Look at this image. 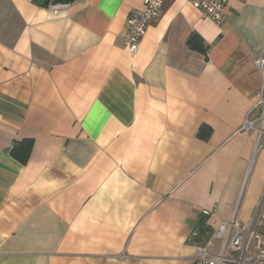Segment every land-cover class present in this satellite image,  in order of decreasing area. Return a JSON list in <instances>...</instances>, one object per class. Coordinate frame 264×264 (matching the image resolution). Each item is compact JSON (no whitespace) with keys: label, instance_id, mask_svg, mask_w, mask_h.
Segmentation results:
<instances>
[{"label":"crops","instance_id":"0c3cea01","mask_svg":"<svg viewBox=\"0 0 264 264\" xmlns=\"http://www.w3.org/2000/svg\"><path fill=\"white\" fill-rule=\"evenodd\" d=\"M143 2L0 0V264H191L251 219L264 0H164L133 54Z\"/></svg>","mask_w":264,"mask_h":264},{"label":"built area","instance_id":"2783aa9c","mask_svg":"<svg viewBox=\"0 0 264 264\" xmlns=\"http://www.w3.org/2000/svg\"><path fill=\"white\" fill-rule=\"evenodd\" d=\"M189 2L213 21L222 22L227 18L229 0H189ZM163 4L164 0H144L143 7L133 11L130 15L128 30L123 38L131 53L138 51L141 36L145 34L148 23L159 14ZM256 66L264 78V48L261 56L256 60ZM260 98L259 103L256 104L257 111H259L257 116H248L243 123L244 131L257 130L256 150L264 148V88ZM235 216L234 214L230 220H221L213 237L205 244H198L191 264H264V233L255 232L253 234L257 219H254L249 228H245ZM259 225H264V217L259 221ZM251 239L254 245L249 257H245ZM216 240L220 241L219 246L215 244Z\"/></svg>","mask_w":264,"mask_h":264},{"label":"rangeland","instance_id":"374dc122","mask_svg":"<svg viewBox=\"0 0 264 264\" xmlns=\"http://www.w3.org/2000/svg\"><path fill=\"white\" fill-rule=\"evenodd\" d=\"M250 173H253V176H254V168L253 167L251 168ZM249 186L250 185H248V187L246 189L247 191L245 192L243 198L241 199V201L239 203L240 204L239 217L241 219H244L242 216L244 214L245 205H246V202H247V199H248ZM255 203H256V206H255L254 211H253V213L251 215V219H249L248 221L244 222L245 223V228H249L251 226L252 222L254 221V219H257V224H256V226H255V228L253 230L254 231L253 234L255 232L264 233V225H262V226L259 225V221L262 220V218L264 217V189H263L260 197L258 198L257 202H255ZM252 242H254L253 239H251L249 241V249L247 250V253L244 255L245 257H249V255L251 254V251H252L251 248L254 245ZM215 244L219 245L220 241L216 240Z\"/></svg>","mask_w":264,"mask_h":264},{"label":"trees","instance_id":"16d2710c","mask_svg":"<svg viewBox=\"0 0 264 264\" xmlns=\"http://www.w3.org/2000/svg\"><path fill=\"white\" fill-rule=\"evenodd\" d=\"M37 4L43 5V6H48L50 4H57V3H65V2H71L73 0H34ZM195 40V37L191 40L193 42ZM191 42V43H192ZM204 51V50H203ZM207 133L208 127L206 126H201L200 128V134H204L203 132ZM31 141H30V146H31Z\"/></svg>","mask_w":264,"mask_h":264}]
</instances>
